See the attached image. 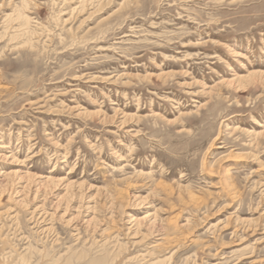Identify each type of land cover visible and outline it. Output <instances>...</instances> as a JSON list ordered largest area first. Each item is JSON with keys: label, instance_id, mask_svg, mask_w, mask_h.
I'll list each match as a JSON object with an SVG mask.
<instances>
[{"label": "rangeland", "instance_id": "rangeland-1", "mask_svg": "<svg viewBox=\"0 0 264 264\" xmlns=\"http://www.w3.org/2000/svg\"><path fill=\"white\" fill-rule=\"evenodd\" d=\"M0 264H264V0H0Z\"/></svg>", "mask_w": 264, "mask_h": 264}, {"label": "bare ground", "instance_id": "bare-ground-1", "mask_svg": "<svg viewBox=\"0 0 264 264\" xmlns=\"http://www.w3.org/2000/svg\"><path fill=\"white\" fill-rule=\"evenodd\" d=\"M95 1V0H94ZM27 46V45H26ZM231 86V85H230ZM212 144V143H211ZM142 261V260H141Z\"/></svg>", "mask_w": 264, "mask_h": 264}]
</instances>
